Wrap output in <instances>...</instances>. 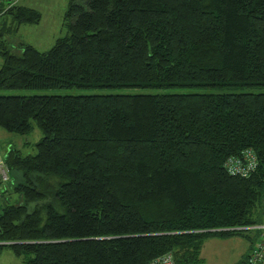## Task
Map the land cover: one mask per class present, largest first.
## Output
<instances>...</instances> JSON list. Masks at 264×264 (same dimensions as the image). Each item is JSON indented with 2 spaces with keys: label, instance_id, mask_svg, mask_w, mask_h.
<instances>
[{
  "label": "trees",
  "instance_id": "obj_1",
  "mask_svg": "<svg viewBox=\"0 0 264 264\" xmlns=\"http://www.w3.org/2000/svg\"><path fill=\"white\" fill-rule=\"evenodd\" d=\"M40 19L20 0L0 15V90L67 91L0 93V128L43 133L36 154L3 153L17 198L0 184V248L24 264H203L206 240L251 229L247 264L264 92L220 89L264 87V0H70L51 48L11 44ZM246 152L253 170L232 175Z\"/></svg>",
  "mask_w": 264,
  "mask_h": 264
},
{
  "label": "rangeland",
  "instance_id": "obj_2",
  "mask_svg": "<svg viewBox=\"0 0 264 264\" xmlns=\"http://www.w3.org/2000/svg\"><path fill=\"white\" fill-rule=\"evenodd\" d=\"M79 1V0H77ZM21 3L28 7L36 9L41 14V19L38 23L32 25H21L17 32L10 36L11 44L17 46L22 43L30 44L38 50L45 52L55 43L56 39L65 36L67 32V20L65 19L66 10L70 0H20ZM2 60L0 57V66ZM210 90V89H209ZM205 90V91H209ZM130 92H138L136 90H128ZM127 91V92H128ZM217 91V90H211ZM264 92V87H244L231 89H220V92ZM63 89H46V90H0L4 94H58L66 93ZM126 92V91H124ZM31 131L25 135L17 133H9L3 128H0V154L3 157L4 150L10 147H18L21 153L36 154L35 144L42 137V130L37 124L32 123ZM17 177V176H15ZM13 176V178H15ZM11 178L7 184V192L4 194V199L13 201L17 195L12 193V186L16 183V179ZM0 203H2L0 199ZM264 219V213L261 215ZM254 230H243L241 233L228 236L225 239L212 238L206 240L204 244L203 264H239L240 258L248 251L249 240L247 237L252 236ZM0 264H24L22 259L13 255L9 246L0 248Z\"/></svg>",
  "mask_w": 264,
  "mask_h": 264
},
{
  "label": "built area",
  "instance_id": "obj_3",
  "mask_svg": "<svg viewBox=\"0 0 264 264\" xmlns=\"http://www.w3.org/2000/svg\"><path fill=\"white\" fill-rule=\"evenodd\" d=\"M19 3V0H0V15L8 11V9L14 7ZM246 154L245 158L246 163L242 165V160L240 158L235 159H229L226 162V166L232 173V175H241L246 176L250 171L253 170L254 165V159L251 158V155H249V152L244 153ZM10 180L9 172L7 165L4 164L3 158L0 154V184H6ZM250 228H257L262 229L261 237L258 242L256 243L255 247L256 249L252 252V255L250 257V260L247 264H264V224L261 226H254ZM149 264H175L173 261L172 255L169 254H163L158 256L157 258H154L150 261Z\"/></svg>",
  "mask_w": 264,
  "mask_h": 264
},
{
  "label": "crops",
  "instance_id": "obj_4",
  "mask_svg": "<svg viewBox=\"0 0 264 264\" xmlns=\"http://www.w3.org/2000/svg\"><path fill=\"white\" fill-rule=\"evenodd\" d=\"M4 152H5V150H4ZM215 238H216V237H215ZM215 238H214V239H215ZM208 240H213V239H212V238H210V239H208ZM204 244H206V242H205ZM203 249H204V245H203V247H202V249H201V250H202V254H201V256H202V255H203V253H204V250H203ZM202 258H203V257H202Z\"/></svg>",
  "mask_w": 264,
  "mask_h": 264
}]
</instances>
